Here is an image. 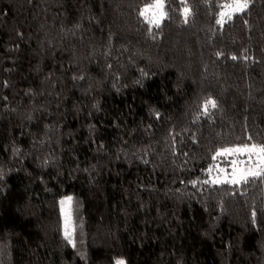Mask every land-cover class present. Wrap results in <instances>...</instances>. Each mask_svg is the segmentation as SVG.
<instances>
[{
	"label": "trees",
	"instance_id": "obj_1",
	"mask_svg": "<svg viewBox=\"0 0 264 264\" xmlns=\"http://www.w3.org/2000/svg\"><path fill=\"white\" fill-rule=\"evenodd\" d=\"M154 1L0 0V264H264V0Z\"/></svg>",
	"mask_w": 264,
	"mask_h": 264
},
{
	"label": "rangeland",
	"instance_id": "obj_2",
	"mask_svg": "<svg viewBox=\"0 0 264 264\" xmlns=\"http://www.w3.org/2000/svg\"><path fill=\"white\" fill-rule=\"evenodd\" d=\"M163 2V0H162ZM231 1L227 2L230 3ZM156 0L152 3L155 4ZM150 4V5H152ZM226 4V3H225ZM149 5L143 7L142 11L148 7ZM141 11V12H142ZM222 11H227L231 13V16L234 13H238V12H232L231 9H224L221 8L220 12H219V16H218V21L221 20V12ZM153 12H155V20H157L158 22H160V20L164 17V11L163 8L162 9H150L148 13H146L145 15H143L147 20L153 19ZM241 12V11H240ZM229 18L227 16L224 17L223 22L224 23L226 20H228ZM220 23V24H222ZM243 146H234V147H227L224 149H220L219 151H217V153L214 156V162L211 165V167L209 168L208 171V179L210 182L212 183H231L233 184L234 180L238 181L235 183H240L241 181H243L242 179H240L241 175H244L245 172L248 169H251L253 171H259L261 169H263L264 167V161H261L260 159V155L257 153H244V154H240V153H225L223 155H219V153H224L225 149H236V148H242ZM249 147H251L252 145H248ZM257 146V145H256ZM260 147V146H258ZM251 177V176H249ZM247 177V178H249ZM68 197H71L70 195L68 196H63L60 200V211H61V215H62V225H63V233L65 235V214L70 212H72L71 208H72V200L70 205L69 204H61V201H66ZM71 221H72V214H71ZM71 227V225H70ZM71 236H72V227H71ZM123 261V260H122ZM125 264V263H124Z\"/></svg>",
	"mask_w": 264,
	"mask_h": 264
},
{
	"label": "snow or ice",
	"instance_id": "obj_3",
	"mask_svg": "<svg viewBox=\"0 0 264 264\" xmlns=\"http://www.w3.org/2000/svg\"><path fill=\"white\" fill-rule=\"evenodd\" d=\"M222 8L224 9H231L232 12H240L243 11L244 9H246L248 7V0H231L230 3H226L221 5ZM163 8V2L162 0H156L155 4L149 5L148 7H146L142 12L141 15H145L146 13L149 12L150 9H162ZM227 16L229 19L231 18V13L227 12V11H222L221 12V20L217 21V23H222L224 17ZM155 12H153V19L148 20L149 23H157L158 21L155 20ZM147 18V17H146ZM233 59H235V57H233ZM209 104H212L213 107H215L214 102L209 101ZM205 107H207V105H205ZM240 153V154H244V153H257L260 155V159L261 161H264V146H256V145H252L251 147H249L248 145H245L242 148H236V149H225L224 153H219V155H223L225 153L231 154V153ZM262 174H264V169H261L259 171H253L251 169H248L244 175L240 176V179L242 180H246L247 177L251 176L253 178L256 177H260ZM238 182L236 180L233 181ZM72 198L68 197L66 201H61V204H69L71 203ZM71 214L70 212L65 214V238L69 240V243H72L71 240ZM116 264H124V261L122 260H117Z\"/></svg>",
	"mask_w": 264,
	"mask_h": 264
}]
</instances>
